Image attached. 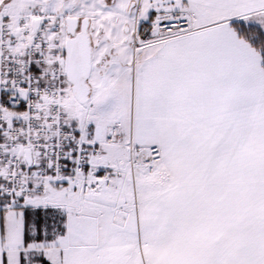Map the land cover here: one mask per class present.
<instances>
[{"label": "snow or ice", "instance_id": "obj_1", "mask_svg": "<svg viewBox=\"0 0 264 264\" xmlns=\"http://www.w3.org/2000/svg\"><path fill=\"white\" fill-rule=\"evenodd\" d=\"M0 264H264V0H0Z\"/></svg>", "mask_w": 264, "mask_h": 264}]
</instances>
